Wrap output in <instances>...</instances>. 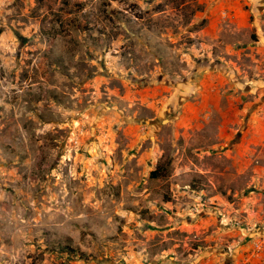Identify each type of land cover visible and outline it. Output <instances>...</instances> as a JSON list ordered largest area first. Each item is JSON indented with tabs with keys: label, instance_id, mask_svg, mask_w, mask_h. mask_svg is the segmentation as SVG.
Wrapping results in <instances>:
<instances>
[{
	"label": "rangeland",
	"instance_id": "1",
	"mask_svg": "<svg viewBox=\"0 0 264 264\" xmlns=\"http://www.w3.org/2000/svg\"><path fill=\"white\" fill-rule=\"evenodd\" d=\"M262 101L264 0H0V264H206L229 229L256 245L264 144L233 149Z\"/></svg>",
	"mask_w": 264,
	"mask_h": 264
},
{
	"label": "crops",
	"instance_id": "2",
	"mask_svg": "<svg viewBox=\"0 0 264 264\" xmlns=\"http://www.w3.org/2000/svg\"><path fill=\"white\" fill-rule=\"evenodd\" d=\"M221 5V8H224L225 11H230L229 13L234 14L235 18L242 20V22L237 25L238 29L247 28V19L249 14L240 8V4L230 6L229 4L222 3ZM218 7L214 9L213 15L215 17H217L218 12L220 11L217 10ZM221 11H223V9ZM205 81L207 80H204V83ZM211 81L213 80L211 79ZM211 96L212 99L217 98L215 97V94H212ZM246 121L247 125L243 131L241 143H238L236 148L233 149L236 157L255 156L257 155L256 153L258 151V147L264 144V101L260 102L258 109L250 117H248V120L246 119ZM226 124H231V122H226ZM237 162H240L239 158L237 159ZM255 169H259V171L264 174V167L261 168L260 166H257ZM248 170L249 167L246 166V164L243 167L238 164V176H243V178H246L244 174L247 173ZM255 177L256 176L252 177L255 188H260L261 186L264 188V181L257 177V179H255ZM262 197H264L263 191L260 193V200ZM239 215L240 214L238 213L237 218ZM232 231L234 232L229 233L230 235L238 234L242 237L235 241L232 246H229V250L221 252L220 258L216 255L210 256L206 261V264H264V250L258 251L254 243L246 238L244 230L229 229V232Z\"/></svg>",
	"mask_w": 264,
	"mask_h": 264
},
{
	"label": "trees",
	"instance_id": "3",
	"mask_svg": "<svg viewBox=\"0 0 264 264\" xmlns=\"http://www.w3.org/2000/svg\"><path fill=\"white\" fill-rule=\"evenodd\" d=\"M168 168L163 166V165H159L152 173H151V178L154 180H160V179H164L167 177L168 175Z\"/></svg>",
	"mask_w": 264,
	"mask_h": 264
},
{
	"label": "built area",
	"instance_id": "4",
	"mask_svg": "<svg viewBox=\"0 0 264 264\" xmlns=\"http://www.w3.org/2000/svg\"><path fill=\"white\" fill-rule=\"evenodd\" d=\"M255 246H256L258 251L264 250V240L259 241L258 243H256Z\"/></svg>",
	"mask_w": 264,
	"mask_h": 264
}]
</instances>
